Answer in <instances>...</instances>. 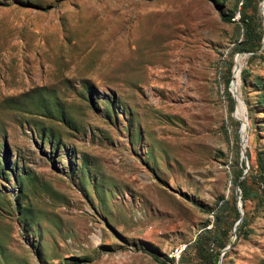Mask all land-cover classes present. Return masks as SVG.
I'll return each instance as SVG.
<instances>
[{"label": "rangeland", "instance_id": "rangeland-1", "mask_svg": "<svg viewBox=\"0 0 264 264\" xmlns=\"http://www.w3.org/2000/svg\"><path fill=\"white\" fill-rule=\"evenodd\" d=\"M219 2L232 22L212 0H0V264H209L193 244L232 195L241 236L228 208L206 250L264 264V211L233 183L263 142L242 78L264 62L235 51L242 0Z\"/></svg>", "mask_w": 264, "mask_h": 264}, {"label": "trees", "instance_id": "trees-1", "mask_svg": "<svg viewBox=\"0 0 264 264\" xmlns=\"http://www.w3.org/2000/svg\"><path fill=\"white\" fill-rule=\"evenodd\" d=\"M212 1L217 3L222 21L226 23L232 22L234 12L223 11L219 7V0ZM259 1L263 0H242L240 20L238 24L239 28H242L243 33L242 38L238 41V44L235 47V51L251 53L252 57L259 58L261 62H264V46L262 43L264 29L263 22L258 16L257 4ZM227 84L228 80L226 81V87ZM242 85L244 87L249 86L256 92V103L254 108L257 109L258 113L263 114V118H255V132L257 136L263 139V142L261 147L257 149L255 163L250 166L248 172L244 175L242 169H237L234 172L235 177L233 183L235 185L238 183L242 200L256 201L261 210L264 211V82L259 76H254L250 82L247 81L246 77H243ZM227 94L230 97L228 92ZM242 165H244V163H241V166ZM240 177L243 178L240 179ZM234 203V195L231 196L230 200L222 197L218 202L219 206L212 227L202 230L194 241L193 246L196 249L197 255L202 259L209 260V264L218 263L220 251L210 254L207 252L206 247H208L211 242H216L220 249H223L228 244V230L224 229V222L221 217L223 212L227 211L228 208H233L237 218H239ZM244 225L245 223L242 220L240 228L235 232L238 237L241 236V231Z\"/></svg>", "mask_w": 264, "mask_h": 264}, {"label": "water", "instance_id": "water-1", "mask_svg": "<svg viewBox=\"0 0 264 264\" xmlns=\"http://www.w3.org/2000/svg\"><path fill=\"white\" fill-rule=\"evenodd\" d=\"M262 12H263V15H264V0L262 1ZM262 43L264 44V39H263ZM234 82H235V80H234V76H233V80H232V82H231V86H230V88H229V92L232 94V97H233L235 103H237V98H236L237 96H236L235 92L232 90V84H233ZM240 156H241V160H244V162L247 163L248 159H247V156L245 155V153H244V151H243L242 148H241V150H240ZM246 171H247V170H246ZM246 171H245V173H246ZM238 190H239V185H238V183H237V184H236V191H238ZM236 198H237V200H240V199H241V197H239L238 195H237ZM237 206H238V213H239V221H238V223H237V226H238V225L241 224V222H242V212H241L242 204H241V202L238 201ZM234 231H236V228L234 229ZM229 247H230V245H229L225 250H227ZM222 256H223V255L220 256V259H219L218 264L221 263V258H222Z\"/></svg>", "mask_w": 264, "mask_h": 264}, {"label": "bare ground", "instance_id": "bare-ground-1", "mask_svg": "<svg viewBox=\"0 0 264 264\" xmlns=\"http://www.w3.org/2000/svg\"><path fill=\"white\" fill-rule=\"evenodd\" d=\"M240 58H241V57H240ZM240 60H241V59H240ZM240 67H241V64H240V62H239V60H238V63L236 64V67H235V72H236L237 76H238V74H239V69H240ZM238 85H239V83H238V81H236V82H235L236 90L238 89ZM236 113H237V116H238L239 118H241V115L243 114V106H242V103H241V101H240L239 99H237ZM247 129H248V124L244 122L243 132L245 133V130H247ZM244 135H245V134H244ZM242 141H244V136H243V135H242ZM242 146H243V151H244V153H245V151H246V150H245V144L242 143Z\"/></svg>", "mask_w": 264, "mask_h": 264}]
</instances>
